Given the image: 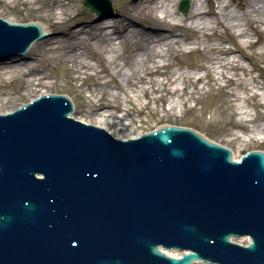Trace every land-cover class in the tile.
Listing matches in <instances>:
<instances>
[{
	"label": "water",
	"instance_id": "water-1",
	"mask_svg": "<svg viewBox=\"0 0 264 264\" xmlns=\"http://www.w3.org/2000/svg\"><path fill=\"white\" fill-rule=\"evenodd\" d=\"M100 1L82 7L111 13ZM26 23L0 18V62L65 38ZM49 93L0 114V264H264V152L236 163L229 147L175 124L115 139Z\"/></svg>",
	"mask_w": 264,
	"mask_h": 264
},
{
	"label": "bare ground",
	"instance_id": "bare-ground-1",
	"mask_svg": "<svg viewBox=\"0 0 264 264\" xmlns=\"http://www.w3.org/2000/svg\"><path fill=\"white\" fill-rule=\"evenodd\" d=\"M40 1L42 0H0L5 4L14 2L27 5ZM125 1L126 4L121 7L119 17L115 21L110 18L113 10L111 13L106 11L104 16L92 20L91 16H86L76 9L77 0H45L47 18L35 20L45 26L46 23L59 26L64 29L62 32L66 35L65 38L63 35L43 38L44 41L34 48H40L46 55L54 54L48 59H56L67 68L72 74L71 80H78L80 75L88 73L95 80V88L89 90V94L83 95L80 85L77 90L84 107L92 112L94 124L99 127L106 130L107 126L116 125L120 130H127L133 123L134 110H140L149 103L164 102L168 116H176L180 108H185L192 98V93L187 92L186 85L194 78L181 68L177 71L172 69V56L195 51L206 52V64L197 65L196 68L204 72V79L209 86L217 85L220 81H223L224 85L241 81L239 72L243 76L250 75V70L245 67L241 58L234 54L231 48L223 47L222 43L230 41L231 46L243 57L253 58V55H246L244 49L253 46L249 42L248 31L254 36L260 33L259 26L264 27V0H240L243 7L241 12L232 8L233 0H190L191 5L187 12L188 0H182L187 1L185 16H179L175 10V5L180 0ZM102 2L93 0L95 6L100 9L104 6ZM204 3H211L212 8L205 10ZM82 16L90 21L81 22L79 19ZM133 17L149 19L155 27H136ZM0 18H4L6 22L20 23L16 18L2 14ZM218 28L230 33L234 38L220 37ZM46 29L49 31L47 26ZM213 40L217 43L208 44ZM21 61L19 59L18 62L0 63V78L5 77L11 81L19 75H27L26 82L30 86L36 81L37 85H44L43 80L48 77L47 74L35 70L32 66H25ZM22 66H25L26 70L20 68ZM154 76L162 77V80H155L152 78ZM201 79L198 77L194 82L198 83ZM179 83L183 84L181 89L177 86ZM242 87L245 90L251 89L249 83L242 84ZM74 113L76 110L73 105V112L69 115L71 118L84 124H93L76 119ZM83 113L87 114L86 109ZM248 117L244 114L239 121L241 127L246 121H253ZM109 134L120 140L137 137L131 136L130 133L122 137ZM247 139H264V125L252 126L248 130ZM233 159L236 161L238 158L233 156Z\"/></svg>",
	"mask_w": 264,
	"mask_h": 264
},
{
	"label": "rangeland",
	"instance_id": "rangeland-1",
	"mask_svg": "<svg viewBox=\"0 0 264 264\" xmlns=\"http://www.w3.org/2000/svg\"><path fill=\"white\" fill-rule=\"evenodd\" d=\"M177 2L175 10L179 16H185L180 10V3ZM45 0L34 4H22L9 2L7 4L0 2V14L3 16H9L16 18L17 20L29 22L37 19L45 20L47 18V8L44 6ZM113 12L111 13V21L117 20L121 7L125 6V0H111ZM82 0H77L76 9L86 16H91L92 20L99 18L95 13H91L82 8ZM191 5L188 0V10ZM205 10L212 8V4L203 5ZM232 8L237 12H241L243 7L240 0H233ZM186 12V13H187ZM136 27H143L144 29H152L155 24L149 19L143 17H133ZM82 21H90L86 17H80ZM45 22V21H44ZM46 23V22H45ZM77 25V24H76ZM75 25V26H76ZM79 25V24H78ZM49 31L62 32L64 29L59 26H54L46 23ZM263 26H259V34L252 35L250 30L248 36L253 46L252 48H245L246 55H253V58L243 57L240 52H237L230 41L222 43L223 47L231 48L245 67L250 70V75L243 76L241 72L238 73V77L242 78L241 81L224 85L223 81H220L217 85L209 86L204 79V72L196 68L197 65H205L204 56L206 52L195 51L190 54H180L171 57L173 64L172 69L177 71L181 68L183 71L188 72L194 78L189 84L186 85L188 93H192V98L187 102L185 108L182 107L178 111L176 116H168L166 112V104L164 102L153 104L149 103L147 106L140 110H134L132 113L133 123L127 130H120L118 126L112 125L106 127V130L113 136L122 137L124 134L130 133L131 136H138L146 131L156 129L157 125L162 124H175V126L193 129L206 139L216 142L224 147H229L233 156L238 159L247 152L248 149H258V151H264V139L258 141H250L247 139L248 130L254 125H264V31ZM218 34L220 37L234 38L230 33L218 28ZM55 36V35H51ZM48 39V38H45ZM236 40V39H235ZM44 39L33 43L30 49L25 54H32L30 61L20 59L21 64L25 66H32L35 70L44 72L47 74V78L44 79V85L38 84L37 81L27 84V75H19L13 80L8 81L5 77L0 78V113L8 112L16 107L22 106L30 99L36 98L42 92H53V94H66V97H70L74 104L76 113L73 115L76 119L93 123L91 118L92 112L85 108L82 100L79 97V85L83 95L89 94V90L95 88V80L90 74L80 75L78 80H71L72 74L67 68L63 67L57 62L56 59H48L54 54H43L40 48H34ZM238 41V40H237ZM235 41V42H237ZM217 41H209L208 44H216ZM207 44V43H206ZM261 53V54H257ZM95 58V57H94ZM88 60H90L88 58ZM92 61V60H91ZM2 63V62H0ZM9 64V63H8ZM25 66H22L23 70H26ZM201 77V81L195 83L196 78ZM155 80H162V77L154 76ZM250 84V90H245L242 84ZM221 85V86H219ZM179 89L183 87V84L177 85ZM87 111V114L83 113V110ZM247 114L253 121H246L244 126L241 127L239 121ZM238 136V139L234 137Z\"/></svg>",
	"mask_w": 264,
	"mask_h": 264
}]
</instances>
